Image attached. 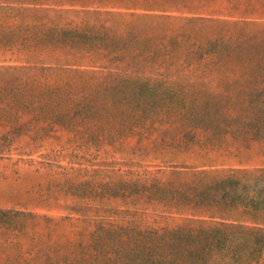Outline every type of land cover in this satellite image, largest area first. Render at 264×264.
<instances>
[{
    "label": "rangeland",
    "instance_id": "rangeland-1",
    "mask_svg": "<svg viewBox=\"0 0 264 264\" xmlns=\"http://www.w3.org/2000/svg\"><path fill=\"white\" fill-rule=\"evenodd\" d=\"M171 240L264 264V0H0V264Z\"/></svg>",
    "mask_w": 264,
    "mask_h": 264
},
{
    "label": "trees",
    "instance_id": "trees-1",
    "mask_svg": "<svg viewBox=\"0 0 264 264\" xmlns=\"http://www.w3.org/2000/svg\"><path fill=\"white\" fill-rule=\"evenodd\" d=\"M77 107L74 109V111L77 109ZM56 108H57L56 104H53L51 99L49 98L44 103V105L42 106L41 109H44V110L50 112V111L55 110ZM107 108L108 107H106L105 105H98V106H95V107L89 105L86 108L85 111H81V112H79V114H81L83 118H86V117H90L95 112V110H97V109L107 110ZM69 112H70L69 110H64V111L60 112L59 114H63L65 116H67L69 114ZM63 115H55V119L57 121H59L58 117H62ZM138 119H139V117L136 118V120H138ZM66 121L68 123H70V121L68 119ZM228 193L229 192H226V193H224V195H227ZM198 195H199L198 200H200V201L206 200L205 197L203 196V192L200 191ZM176 200H177L178 203L184 202V200H188V201H192V202L197 201V200H193L192 198H190L188 196V194L184 193V192L179 197H176ZM204 203H202V204H204ZM210 234H213V235L217 236L218 232L217 231L203 232L204 236H211ZM184 235H189V234L185 233V231H180V232L177 233L176 237L184 236ZM171 242H172V244L174 246V247H172V251L171 252L169 250H167L166 248L164 250H161V247H160L159 244H155V246H154L153 243H149L148 245H150L151 247H149L147 250H144L146 256L143 254L144 252H142L141 250H137V248H132L131 249L132 250L131 256L133 257V259H138V258L139 259H144V260L148 259L150 263H154V264H158V263H160V264H170L171 259L169 257H171V255H172L171 253L174 254V251L176 249L175 246H176V242L177 241L176 240H171ZM211 244L212 243H211V241L208 238H201V240L199 241V247H194L191 250L195 252L194 254H198L200 249H204L205 247H209ZM193 261H194V259L191 258L190 260H188L186 262V258L184 256H182L181 260L178 259V263L177 264H180V262L182 264H184L185 262H186L185 264H192Z\"/></svg>",
    "mask_w": 264,
    "mask_h": 264
}]
</instances>
